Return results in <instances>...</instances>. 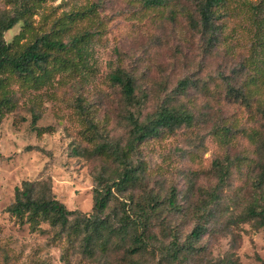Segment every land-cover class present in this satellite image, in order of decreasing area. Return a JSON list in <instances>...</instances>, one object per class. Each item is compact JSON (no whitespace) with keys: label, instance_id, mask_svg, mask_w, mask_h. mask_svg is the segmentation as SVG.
Returning <instances> with one entry per match:
<instances>
[{"label":"rangeland","instance_id":"rangeland-1","mask_svg":"<svg viewBox=\"0 0 264 264\" xmlns=\"http://www.w3.org/2000/svg\"><path fill=\"white\" fill-rule=\"evenodd\" d=\"M91 5L97 6L95 12L76 18L67 32H90L87 68L55 73L37 88L17 81L6 88L14 108L3 109L0 122V264H65L66 243L54 229L41 223L31 230L8 208L16 187L44 177L68 210L91 213L93 178L101 166L93 147L104 141L125 145L128 138L121 97L109 80L116 68L132 74L146 91L143 115L171 99L185 112L188 104L195 116L193 127L182 125L138 147L148 188L162 196L176 190L178 213L162 208L154 232L170 221L184 240L203 223L198 210L216 190L208 229L196 243L199 255L189 264L223 259L264 264V231L240 215L264 175V0H227L219 43L210 54L200 35L188 28L187 12H193L188 0H169L160 7L144 6L142 0H45L28 17L29 27L20 20L3 38L28 43L64 15ZM11 8L9 0H0L1 11ZM68 39L65 35L64 42ZM187 77L197 84L188 89V98L187 88L176 90ZM217 126L228 132H215ZM217 159L229 171L224 185L212 166ZM122 255L118 250L106 258L73 255L71 264H127ZM157 257L146 255L141 264H157Z\"/></svg>","mask_w":264,"mask_h":264},{"label":"trees","instance_id":"trees-1","mask_svg":"<svg viewBox=\"0 0 264 264\" xmlns=\"http://www.w3.org/2000/svg\"><path fill=\"white\" fill-rule=\"evenodd\" d=\"M9 1L11 12L0 10V122L3 109L10 111L14 108L13 98L6 94V88L12 82L17 81L22 87L37 88L48 82L55 73L78 67L87 68L90 32H67L76 18L93 14L97 7L91 5L81 12L64 15L50 31L33 36L28 43L20 44V37L10 43L6 42L4 33L20 20L23 27H29L28 17L45 0ZM142 1L144 6L160 7L169 0ZM188 1L193 10L187 12L188 28L200 35L205 53L210 54L219 43L220 22L225 14L223 7L227 0ZM65 35H69L67 42H64ZM109 80L117 87L121 97L128 138L125 145L104 141L93 147L92 156L100 160L101 166L93 178L91 213L68 210L55 198L49 178L44 177L23 181L20 187H16L14 202L8 211L31 230L39 229L41 223L54 229L66 243L61 253V260L65 264H71L73 255L91 258L100 255V258H106L109 252L116 250L122 252L121 260L127 264H141V258L146 255H151L154 259L158 255L157 264H189L199 255L196 243L208 229L206 218L215 210L218 192L212 191L208 201L201 203L198 213L203 223L196 224L184 240L180 241L178 227L172 226L170 221L159 227V233H155L154 228L158 222L156 218L162 208L173 215L179 211L176 190L170 188L169 194L162 196L148 188L149 176L138 160L137 150L142 143L158 139L165 133L171 134L182 125L193 127V109L187 104L185 112L169 99L167 103H161L153 113L143 115L147 93L136 78L125 69L116 68L109 74ZM193 87L197 88L195 80L187 77L178 83L176 90L183 93L187 88L188 98V89ZM233 90L230 88L231 92ZM139 92L142 94L138 95ZM235 94L246 100L243 93L235 91ZM218 131L223 134L228 132V128L217 126L215 132ZM212 166L217 172L219 185H224L228 168L218 159L212 161ZM263 176L262 174L255 184L256 196L240 215L242 221H251L255 228H262L264 231ZM193 186L190 183L189 190ZM112 207L115 208L112 210ZM214 264L234 263L223 259Z\"/></svg>","mask_w":264,"mask_h":264}]
</instances>
